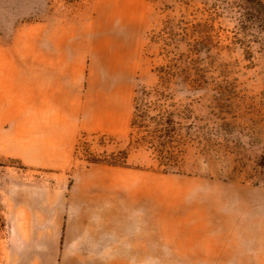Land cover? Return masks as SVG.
Listing matches in <instances>:
<instances>
[{
	"label": "rangeland",
	"instance_id": "obj_1",
	"mask_svg": "<svg viewBox=\"0 0 264 264\" xmlns=\"http://www.w3.org/2000/svg\"><path fill=\"white\" fill-rule=\"evenodd\" d=\"M248 1L0 0V59H36L38 25L67 24L88 37L95 92H120L109 127L127 124L80 132L65 170L0 154V264L30 258L16 255L9 190L69 188L97 167L125 169L103 183L141 223L142 253L110 264H264V16Z\"/></svg>",
	"mask_w": 264,
	"mask_h": 264
},
{
	"label": "crops",
	"instance_id": "obj_2",
	"mask_svg": "<svg viewBox=\"0 0 264 264\" xmlns=\"http://www.w3.org/2000/svg\"><path fill=\"white\" fill-rule=\"evenodd\" d=\"M37 31L36 59H0V154L30 168L60 171L69 166L80 132H117L127 124L109 127L120 92L109 90V83L106 96L95 92L87 70L88 37L60 21L39 24ZM76 48L79 57L73 56ZM92 113L101 117L99 125L90 124ZM125 172L97 167L79 174L69 188L12 187L7 206L16 255L30 257L28 264H110L109 256L141 254V223L127 219L125 203L103 183L108 173Z\"/></svg>",
	"mask_w": 264,
	"mask_h": 264
},
{
	"label": "trees",
	"instance_id": "obj_3",
	"mask_svg": "<svg viewBox=\"0 0 264 264\" xmlns=\"http://www.w3.org/2000/svg\"><path fill=\"white\" fill-rule=\"evenodd\" d=\"M248 4H250V6H249L250 12H255L257 15L264 16V0H249L248 1ZM152 92L155 93V94L161 95V93H158L156 91V89H153ZM149 103L151 104L152 102H149ZM154 104H156V103L154 102ZM138 109H139L138 106L135 104L134 105V114L135 115H133V118L131 120V125H130V128L131 129L134 128V126H135V122H136V111H138ZM160 121H161L160 126H166L165 133H163V136H166V138H172V136L169 135V133L173 131L169 127V125L171 123V120L169 119V117H166L165 119H160ZM162 124H165V125H162ZM158 133H160V134L155 136V138H156V145L161 146L160 141H159V139L162 137L161 130H159ZM152 139H153V137H152ZM153 144H154V139H153ZM163 158L164 157H159V162L162 163L163 162Z\"/></svg>",
	"mask_w": 264,
	"mask_h": 264
}]
</instances>
